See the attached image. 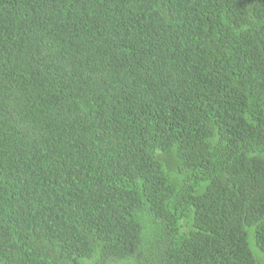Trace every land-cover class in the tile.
<instances>
[{"label": "trees", "instance_id": "1", "mask_svg": "<svg viewBox=\"0 0 264 264\" xmlns=\"http://www.w3.org/2000/svg\"><path fill=\"white\" fill-rule=\"evenodd\" d=\"M0 264H264V0H0Z\"/></svg>", "mask_w": 264, "mask_h": 264}]
</instances>
